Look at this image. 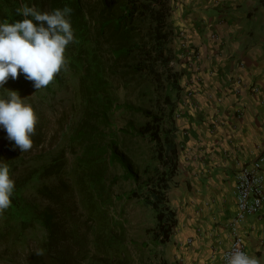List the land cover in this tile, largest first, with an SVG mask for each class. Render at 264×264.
Returning a JSON list of instances; mask_svg holds the SVG:
<instances>
[{
	"label": "trees",
	"instance_id": "16d2710c",
	"mask_svg": "<svg viewBox=\"0 0 264 264\" xmlns=\"http://www.w3.org/2000/svg\"><path fill=\"white\" fill-rule=\"evenodd\" d=\"M23 6L41 12L72 9L68 18L74 41L68 45L67 64L46 88L48 92L53 85H62L64 81L68 84L67 74L77 80L73 111L78 121L69 136V144L77 152L70 168L58 159L23 181L14 180L11 206L3 216L11 217L18 212L21 187L27 188L35 178L41 185L35 188V193L49 204L39 211L35 205L31 217L21 216L17 235L27 229H42L46 237L41 249L57 264H74L80 258L72 255L68 259L67 242L82 232L91 238L89 246L86 240L83 243V264H171L153 259L176 224L174 211L167 203L175 147L170 129L164 130L165 110L168 119H173L174 94L178 89L175 71L170 67L168 44L172 28L167 2L0 0V23L22 20L24 17L17 15V9ZM118 90L126 100L123 104L119 103ZM146 99L151 100L150 105ZM120 109L132 114L122 128L115 127L112 121ZM137 115L144 119L142 123L134 120ZM134 133L154 145L151 163L168 171L149 165L153 177L140 181L123 148L127 136ZM117 165L121 167L119 173ZM126 183L131 185L128 190L116 189ZM77 202L84 218L70 228L63 227L60 219ZM131 202L151 215L152 225L143 229L148 236L146 240L133 235L127 214ZM144 252L149 253L145 260ZM29 261L46 264L39 253L31 254Z\"/></svg>",
	"mask_w": 264,
	"mask_h": 264
},
{
	"label": "crops",
	"instance_id": "0c3cea01",
	"mask_svg": "<svg viewBox=\"0 0 264 264\" xmlns=\"http://www.w3.org/2000/svg\"><path fill=\"white\" fill-rule=\"evenodd\" d=\"M165 1L178 86L166 126L175 147L167 203L176 224L157 258L222 264L231 243L228 223L237 211L236 172L264 151V1ZM179 30L201 51L191 64L179 57ZM236 76L242 81L239 93ZM239 229L245 253L264 264V219L248 215Z\"/></svg>",
	"mask_w": 264,
	"mask_h": 264
},
{
	"label": "rangeland",
	"instance_id": "374dc122",
	"mask_svg": "<svg viewBox=\"0 0 264 264\" xmlns=\"http://www.w3.org/2000/svg\"><path fill=\"white\" fill-rule=\"evenodd\" d=\"M68 50L69 47L67 46L65 56L69 53ZM67 76H69L67 78L68 84L64 81L62 85H53L48 92L47 88L36 91L32 82L25 80L23 74L16 80L10 78L4 87H0V99H7L11 91H16L25 104L33 107L38 116L36 132L32 136L33 147L26 152H21L18 148L13 149L12 142L7 139V133L3 128H0V165L6 164L9 167L12 180L23 181L27 175H32L35 171L41 170L44 165L57 162L58 159L65 162L66 167H72L75 152L77 151L70 146L69 136L73 130L72 126H75L78 121L75 118V111H73L75 97L78 95V87L77 80L71 78V75L67 74ZM117 94L119 103L123 104L126 101L123 92L118 90ZM146 102L150 105L149 102L151 100L146 99ZM166 113L167 110L164 113V130L170 129L166 126L173 120L171 117L168 119ZM131 118V113H123L120 109L116 110L112 121L115 127L122 128ZM134 120L137 124L144 121L141 115H137ZM142 138L144 137H140L137 134L128 135L126 147L123 145L124 150L128 153L129 162L139 173L140 181L153 177V168L149 165L157 166L161 171H168L162 165L151 163L153 159L151 153L154 151V145L148 138ZM116 171L117 173L121 171L120 165H117ZM35 180L34 178L27 188L21 187V193L19 192L20 196L18 197L20 206L16 214L6 217L0 213V264H29L30 256L33 253L41 254L46 264H57L55 259L48 258L41 249L46 237V233L42 229H27L22 235H17L20 231L21 216L31 217L36 211L35 205H37V211H39L49 204L46 199H42L35 193V188L41 186ZM130 187L131 185L126 183L118 185L116 189L128 190ZM66 199L67 197L64 202H66ZM127 211L132 224L133 235L139 236L141 240L148 239L143 229L152 225L150 213L135 205L134 202L127 205ZM83 218L84 215L81 213L80 205L77 202V205L68 215L62 216L60 224L63 227L70 228L71 225L81 221ZM85 233L87 234V232L79 233L71 237L67 242L69 246L68 259H71L72 255L77 258L80 257L74 264H83L84 260L81 258L85 247L83 243L86 240L89 246L91 240L90 236H86ZM142 255L144 260L149 257L147 252ZM153 259H157V255H154Z\"/></svg>",
	"mask_w": 264,
	"mask_h": 264
},
{
	"label": "clouds",
	"instance_id": "9594fccd",
	"mask_svg": "<svg viewBox=\"0 0 264 264\" xmlns=\"http://www.w3.org/2000/svg\"><path fill=\"white\" fill-rule=\"evenodd\" d=\"M71 12L68 7L41 12L35 7L23 6L17 9V15L24 17L22 20L0 23V87L21 74L32 82L36 91L53 82L66 67L65 51L74 41L68 18ZM37 123L35 110L23 102L18 92L11 91L7 99H0V128L7 133L13 149L26 152L33 147ZM14 186L9 167L0 165V213L11 206ZM225 264H260V260L233 250L225 254Z\"/></svg>",
	"mask_w": 264,
	"mask_h": 264
},
{
	"label": "built area",
	"instance_id": "2783aa9c",
	"mask_svg": "<svg viewBox=\"0 0 264 264\" xmlns=\"http://www.w3.org/2000/svg\"><path fill=\"white\" fill-rule=\"evenodd\" d=\"M178 35L182 37L180 59L188 64L198 60L202 55L200 49L190 46L186 40V32L179 30ZM235 93L240 92L241 78L236 76ZM193 90H188L187 96H192ZM240 110V109H239ZM238 110V111H239ZM240 113V111H239ZM264 151L260 152L250 163L240 165L236 172V205L237 211L228 223L231 233V243L223 252L222 264H225V254L240 250L245 252L243 236L239 229V223L248 215H257L264 219Z\"/></svg>",
	"mask_w": 264,
	"mask_h": 264
}]
</instances>
